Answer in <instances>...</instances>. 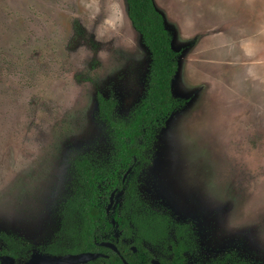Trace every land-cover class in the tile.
Segmentation results:
<instances>
[{
    "label": "rangeland",
    "instance_id": "obj_1",
    "mask_svg": "<svg viewBox=\"0 0 264 264\" xmlns=\"http://www.w3.org/2000/svg\"><path fill=\"white\" fill-rule=\"evenodd\" d=\"M153 3L183 104L136 171L139 196L190 225L188 264H264V0ZM149 64L126 0H0V235L32 253L69 245L73 162L112 148L96 94L127 117Z\"/></svg>",
    "mask_w": 264,
    "mask_h": 264
},
{
    "label": "trees",
    "instance_id": "obj_2",
    "mask_svg": "<svg viewBox=\"0 0 264 264\" xmlns=\"http://www.w3.org/2000/svg\"><path fill=\"white\" fill-rule=\"evenodd\" d=\"M126 4L128 18L149 52L146 89L127 117L115 113L117 101L113 95L97 92V115L110 136L111 152L103 163L97 164L87 156L74 160L73 190L60 207L69 245L53 246L47 252L55 255L101 252L107 257L86 264H123L118 255L97 243L114 239L121 242L136 232L135 253L127 245L119 243L118 246L128 264H150L149 256L145 255L149 253L140 244L141 238L170 243L173 257L166 264H185L183 254L192 248L190 225L175 222L165 212L145 209L135 177L139 167L148 161L157 133L170 114L183 104L172 93L178 53L173 49L172 37L153 0H126ZM129 168L131 171L123 182ZM114 190L118 199L107 214L106 207ZM170 232L173 236L169 238ZM0 238L6 243V247L0 249V256L17 258L23 249L22 242L5 234Z\"/></svg>",
    "mask_w": 264,
    "mask_h": 264
},
{
    "label": "flooded vegetation",
    "instance_id": "obj_3",
    "mask_svg": "<svg viewBox=\"0 0 264 264\" xmlns=\"http://www.w3.org/2000/svg\"><path fill=\"white\" fill-rule=\"evenodd\" d=\"M115 202H116V197H115ZM144 208L146 209L145 206H144ZM110 211L108 213L107 212L106 213L109 214ZM168 236H169V238L172 237L173 236V233L170 232ZM14 239H16V238H14ZM136 239H137V233L136 232H133L131 237L123 238V239H121V242H118V239H116V240L114 239V240H111V241H101V242L97 243V245L99 247H102V248H106L108 250H111L112 252H114L116 255H118L120 257V259H121V261H122L123 264H125V263L128 264L126 262V260L124 259V257L120 254V250H119L118 246L120 247V245H121L119 243H122L124 245H127L128 246V249L131 252L135 253L137 251V247L134 245V243L136 242ZM0 241H2V243H4L3 239H1V238H0ZM103 242H107V243H110V244L114 245L115 248H116V251L115 250H112V249H110L108 247H105V246L100 245V243H103ZM140 244H141L142 248L145 249L149 253V255L148 254H145V255L146 256H149L148 261H149L150 264H166V261H171L172 260L173 254H172V246H171L170 243H167L165 241L151 242L150 240H147L145 238H141L140 239ZM3 245L4 246H0V249H3V248L6 247V243H4ZM24 245L25 244L22 242L21 248H23V249H21L19 251L20 254H19V256L17 258H14V257L10 256V257L14 258V260H15L16 263H24L26 260L29 259V257L33 253H36V252H33V253L32 252H29V249L27 247H25ZM152 248L157 253H154V251L152 250ZM24 249H26L28 251V254L26 253V255L23 256V253H25ZM190 250L191 249L185 251L184 254H183L184 257H185V259H186L185 264H188L187 254L189 253ZM95 253H100V254L103 255V257H107V255H105V254H103L101 252H95ZM40 254L55 255V254H50L47 251H45L44 253H40ZM58 255H65V254H58ZM6 256H9V255H6ZM99 258H102V257H99Z\"/></svg>",
    "mask_w": 264,
    "mask_h": 264
},
{
    "label": "water",
    "instance_id": "obj_4",
    "mask_svg": "<svg viewBox=\"0 0 264 264\" xmlns=\"http://www.w3.org/2000/svg\"><path fill=\"white\" fill-rule=\"evenodd\" d=\"M130 171L131 168H129L124 174L122 179L123 182L126 176L130 173ZM115 197H116V191L114 190L109 197V203L106 207L107 213L113 207L115 202ZM100 245L116 251L115 246L110 243L103 242L100 243ZM99 257H103V255L95 252H82L77 254H65V255H49V254L33 253L29 257V259L26 260L24 263H16L14 258L10 256L2 255L0 256V264H86Z\"/></svg>",
    "mask_w": 264,
    "mask_h": 264
}]
</instances>
